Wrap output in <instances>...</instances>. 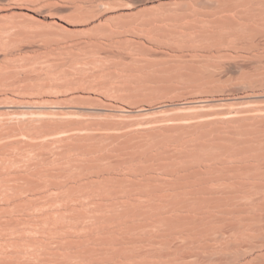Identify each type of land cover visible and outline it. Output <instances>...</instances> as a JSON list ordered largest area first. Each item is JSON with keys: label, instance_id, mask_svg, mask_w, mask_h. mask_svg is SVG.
Returning a JSON list of instances; mask_svg holds the SVG:
<instances>
[{"label": "rangeland", "instance_id": "374dc122", "mask_svg": "<svg viewBox=\"0 0 264 264\" xmlns=\"http://www.w3.org/2000/svg\"><path fill=\"white\" fill-rule=\"evenodd\" d=\"M0 264H264V0H0Z\"/></svg>", "mask_w": 264, "mask_h": 264}]
</instances>
